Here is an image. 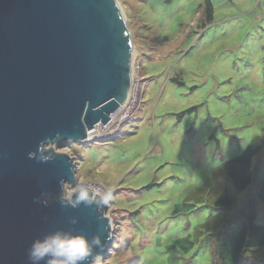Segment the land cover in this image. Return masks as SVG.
I'll return each instance as SVG.
<instances>
[{"label": "rangeland", "instance_id": "rangeland-1", "mask_svg": "<svg viewBox=\"0 0 264 264\" xmlns=\"http://www.w3.org/2000/svg\"><path fill=\"white\" fill-rule=\"evenodd\" d=\"M115 1L133 47V113L105 137L45 149L73 159L76 184L111 192L102 264H207L211 238L184 240L218 211L190 197L262 136L264 0Z\"/></svg>", "mask_w": 264, "mask_h": 264}, {"label": "water", "instance_id": "water-1", "mask_svg": "<svg viewBox=\"0 0 264 264\" xmlns=\"http://www.w3.org/2000/svg\"><path fill=\"white\" fill-rule=\"evenodd\" d=\"M132 52L115 0H0V264H31L32 243L56 232L99 237L104 256L102 200L87 188L92 203L69 206L73 159L45 147L86 141L125 109Z\"/></svg>", "mask_w": 264, "mask_h": 264}, {"label": "trees", "instance_id": "trees-1", "mask_svg": "<svg viewBox=\"0 0 264 264\" xmlns=\"http://www.w3.org/2000/svg\"><path fill=\"white\" fill-rule=\"evenodd\" d=\"M205 12L211 18L208 2ZM263 151L264 129L262 136L239 156L214 169L213 177L207 178L199 196L190 197L195 204L218 212L195 229L193 240L191 237L184 240L183 249L205 236L211 238L207 264H264V169L256 173L252 168L253 159ZM246 191L249 193L243 205L235 211L239 195Z\"/></svg>", "mask_w": 264, "mask_h": 264}, {"label": "clouds", "instance_id": "clouds-1", "mask_svg": "<svg viewBox=\"0 0 264 264\" xmlns=\"http://www.w3.org/2000/svg\"><path fill=\"white\" fill-rule=\"evenodd\" d=\"M86 181L87 177L80 176L74 187L61 182L64 190L63 200L67 201L69 206L75 208L80 203L86 206L92 203L93 197L85 187ZM110 196L111 192L104 196L105 205L109 203ZM73 197H75L74 201ZM93 246L100 248V252L93 254ZM102 251L103 245L99 237H93L89 242L84 236L56 232L42 240L34 241L28 251V259L31 264H41V262L43 264H82L92 257V264H102L103 257L100 254Z\"/></svg>", "mask_w": 264, "mask_h": 264}, {"label": "built area", "instance_id": "built-area-1", "mask_svg": "<svg viewBox=\"0 0 264 264\" xmlns=\"http://www.w3.org/2000/svg\"><path fill=\"white\" fill-rule=\"evenodd\" d=\"M132 82V81H131ZM131 87H133V84L131 83L130 85V89H129V95H128V99H127V103L125 106V109L120 106L119 109L112 115L111 117V121L107 126H101L98 125L96 126L87 136V141H92L94 139H96L97 137L99 138V136L101 137L102 135L105 137L108 134H112L115 131L118 130V128L120 127V125L126 120L128 119L131 114L133 113V110L135 108V104H136V87L135 90L131 91ZM90 136V137H89ZM90 188H88L91 191H102L100 187H96V186H89Z\"/></svg>", "mask_w": 264, "mask_h": 264}, {"label": "bare ground", "instance_id": "bare-ground-1", "mask_svg": "<svg viewBox=\"0 0 264 264\" xmlns=\"http://www.w3.org/2000/svg\"><path fill=\"white\" fill-rule=\"evenodd\" d=\"M131 66H132V63H131ZM132 79V78H131ZM132 83V82H131ZM90 137V136H89ZM94 193L97 195V196H99V198L103 201L104 200V196H103V194H102V192H97V191H94Z\"/></svg>", "mask_w": 264, "mask_h": 264}]
</instances>
